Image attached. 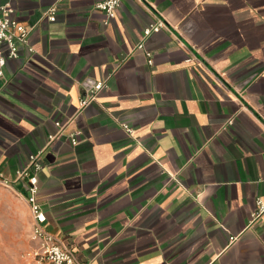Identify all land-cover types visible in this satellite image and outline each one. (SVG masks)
<instances>
[{
  "label": "crops",
  "instance_id": "obj_1",
  "mask_svg": "<svg viewBox=\"0 0 264 264\" xmlns=\"http://www.w3.org/2000/svg\"><path fill=\"white\" fill-rule=\"evenodd\" d=\"M100 1L60 0L50 23L53 0H0L32 48L0 77V172L23 230L15 174L38 154L44 228L81 264H264V211L251 219L264 198V0H122L106 25ZM155 18L166 28L142 38Z\"/></svg>",
  "mask_w": 264,
  "mask_h": 264
},
{
  "label": "built area",
  "instance_id": "obj_2",
  "mask_svg": "<svg viewBox=\"0 0 264 264\" xmlns=\"http://www.w3.org/2000/svg\"><path fill=\"white\" fill-rule=\"evenodd\" d=\"M59 1L60 0H53V4L42 13V17L47 22H54L57 10L56 4ZM121 1L122 0H101L94 5V9L103 14L104 25L115 18V12ZM12 14L13 10L9 3L3 2L0 4V77L2 76V68L5 61L7 59H16L20 47H24L28 53H32V48L28 45L27 40L29 28L18 22ZM165 28V23L161 19L155 18L153 23L143 28L141 37H147ZM135 49L143 53L147 64L150 65L151 56L148 52L143 50L142 42L138 43ZM105 82L106 79L89 83V85L84 88L83 97L77 102L76 110L80 112L83 108L94 102L98 92L105 87ZM230 124L231 121L229 120L227 125ZM54 126L58 129L61 128L59 123H55ZM120 127L127 135L133 133V130L124 124H121ZM78 134L77 131H73L67 135L70 145L73 146L76 144ZM56 137L57 134L48 136L46 144ZM39 169L38 154H36L30 156L26 165L15 174V181L22 180L25 182L24 201L28 207L30 218L29 241L33 246L24 254L27 264H81L77 261L70 248L61 244L58 239L44 228L45 216L36 202L38 190L36 173ZM10 185L11 182L0 172V188L7 189L10 188ZM255 205L257 212L255 215H251V219L257 216L258 213L264 211V198H256Z\"/></svg>",
  "mask_w": 264,
  "mask_h": 264
},
{
  "label": "rangeland",
  "instance_id": "obj_3",
  "mask_svg": "<svg viewBox=\"0 0 264 264\" xmlns=\"http://www.w3.org/2000/svg\"><path fill=\"white\" fill-rule=\"evenodd\" d=\"M21 198L0 188V264H27L24 254L30 243Z\"/></svg>",
  "mask_w": 264,
  "mask_h": 264
},
{
  "label": "water",
  "instance_id": "obj_4",
  "mask_svg": "<svg viewBox=\"0 0 264 264\" xmlns=\"http://www.w3.org/2000/svg\"><path fill=\"white\" fill-rule=\"evenodd\" d=\"M82 97H83V95H82Z\"/></svg>",
  "mask_w": 264,
  "mask_h": 264
}]
</instances>
